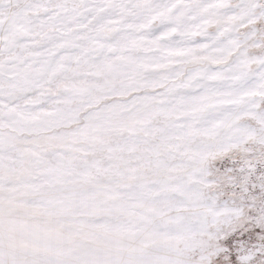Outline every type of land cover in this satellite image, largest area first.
<instances>
[{"label": "snow or ice", "instance_id": "1", "mask_svg": "<svg viewBox=\"0 0 264 264\" xmlns=\"http://www.w3.org/2000/svg\"><path fill=\"white\" fill-rule=\"evenodd\" d=\"M0 264H264V0H0Z\"/></svg>", "mask_w": 264, "mask_h": 264}]
</instances>
